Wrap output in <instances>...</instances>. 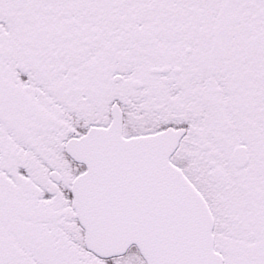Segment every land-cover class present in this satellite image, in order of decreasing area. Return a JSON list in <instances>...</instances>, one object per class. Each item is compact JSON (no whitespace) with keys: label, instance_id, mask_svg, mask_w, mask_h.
Returning <instances> with one entry per match:
<instances>
[{"label":"snow or ice","instance_id":"6c2138e0","mask_svg":"<svg viewBox=\"0 0 264 264\" xmlns=\"http://www.w3.org/2000/svg\"><path fill=\"white\" fill-rule=\"evenodd\" d=\"M0 264H264V0H0Z\"/></svg>","mask_w":264,"mask_h":264}]
</instances>
